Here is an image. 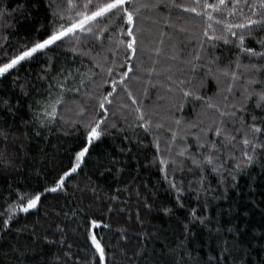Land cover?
<instances>
[{
  "label": "snow or ice",
  "instance_id": "1",
  "mask_svg": "<svg viewBox=\"0 0 264 264\" xmlns=\"http://www.w3.org/2000/svg\"><path fill=\"white\" fill-rule=\"evenodd\" d=\"M25 6L18 5L17 9L12 11ZM49 8L52 20L46 25H41L37 30L38 34L28 44L13 50L11 56L5 54L3 62L0 63V77H5L10 71L18 70L24 63L35 61L37 56L44 54V62L40 64L34 80L30 76L20 75L12 79V88L19 87L18 95H22L26 101L30 100L27 104L29 119L27 121L21 119L20 123L30 127L37 137L40 136V131L50 130V126L59 115L57 106L63 107L67 103L64 99L66 92L95 100L96 106L90 114L88 107L79 104L77 119L64 121L83 128L84 146L69 158L70 166H62L57 178H54L49 186L39 185L38 190L21 191L20 189L26 187L21 185L9 195L8 199L11 203L6 202V208L0 212V232H12V224L16 223L18 214L39 209L46 194L62 192L66 194L67 199L69 180L73 179L81 169L90 148L101 136L108 134L109 129L129 141L131 137L123 133L130 128L142 129L152 136L150 143L155 150L152 163L158 165L161 182L167 185L166 191L175 193L177 210L184 208L182 197L185 194H195L198 202L203 197L206 202L201 207L207 210L209 206L207 201L212 197V193L221 188L226 190L228 187H237L239 174L251 171L250 166H258L264 171V37L257 40L259 51L245 46L246 36L253 37L254 34L259 36L264 32V0H252L251 3L248 0H211V2L192 0L191 4L177 3V0H151L143 3L141 0H63L62 4L55 6L50 2ZM148 8L164 11L169 15L172 10L178 9L215 21L222 29L217 35L211 23L203 28L195 55L184 60V64L188 65L193 73L192 78L177 77L174 80L173 66L169 65L166 69L169 72L166 87L171 100L167 115L163 119L159 112L142 106L128 86L133 72L131 57L136 56L138 40L142 37V30L137 26V20L141 18V10ZM9 14L7 8L0 7V18ZM232 17H236L238 22L229 23L228 19ZM163 22L165 25L168 24L167 19ZM8 40L9 36L0 35V52H3ZM205 40L213 47L217 40H223L225 44H236L238 52L233 58L221 63L220 56L208 55L205 50ZM60 45H66L73 53L88 58L89 63L85 64L81 59L80 65L74 69L59 66L57 61L60 59L58 47ZM97 46L105 51L102 62L98 60L100 53L96 52ZM121 50L124 51L123 63L117 64ZM152 51L159 55L161 48L155 47ZM48 52H52L53 55H46ZM177 55H173L172 59L175 60ZM201 60L206 61L203 65L205 72L200 78L199 88H196L193 87L192 79L197 69L201 67ZM152 63L154 67L148 69L149 72L156 71L157 61L153 60ZM96 68L100 71L93 70ZM104 72L107 75L103 76L100 84H96V79L101 78ZM77 77H80L78 86L70 87L71 82ZM38 83L46 84V87L41 90L37 87ZM118 84L132 101L134 111L131 116L134 123L129 122V114L126 111L128 105H122L109 113ZM206 84L215 87L216 91L212 96L203 94ZM88 85L93 86L92 91L88 90ZM104 85H108L110 90L105 92ZM54 90L59 92V96L55 99L52 98ZM44 93L47 94L46 97ZM72 103L76 104V101ZM188 104L201 105L199 111L193 107L195 114L190 119H186L183 115ZM20 106L21 100L12 103L10 95L8 99L0 97V111L6 116L15 118ZM209 113L211 115H208ZM110 118L113 122L108 124ZM167 121H170V126L165 128ZM9 127L18 126L13 123ZM161 130L166 131L168 135H161ZM20 139L27 140V134L20 132L10 139L6 131L0 130V164L5 167L14 166L10 149L22 151L25 145L17 143ZM137 142L143 143L140 140ZM107 163L114 166L119 162L113 157ZM104 165L105 161L100 160L101 176L104 175ZM187 176H192V179L186 180ZM210 177L216 181L215 188ZM70 187L72 194L91 192V201L81 210L87 215L86 223L92 227L102 225L104 212H112L114 209L111 202H118L120 199L118 194L104 197L97 195L103 193L104 189L94 183L90 177L83 187L79 183ZM141 187L144 188L145 195H141L140 190L136 189L139 200L137 218L140 216L141 207L149 214L154 211L172 213L173 208L167 206L161 208L156 204L154 191L149 192L145 185ZM121 190L128 191V188L124 186ZM108 191L111 192V189ZM13 195L16 197L14 200H12ZM102 205L107 207L101 208ZM97 210H99V219L95 218ZM198 210L193 208L189 216L200 220L201 223H207L210 234L215 232L223 236L225 228L219 221H216V227L213 229L210 218L196 215ZM53 213L55 217H59L63 214V208L59 211L53 209ZM44 216L47 220L48 213L46 212ZM61 223H57L53 218L46 224H41L37 219L31 224L19 225L15 229L16 238L7 244L0 241V248L7 247V255L15 258L16 264H21V258L27 264H117L115 251L109 259L105 246L97 239L94 232L89 237L93 246L92 257L86 262L82 260L79 254L72 252L71 245H68L67 232L61 227ZM184 230L186 233L189 231L187 224ZM243 230L240 225L228 227L227 233L233 239L231 242L226 239L219 242V254L215 257V264H252L248 257L253 249H244L239 242ZM45 244L57 246L60 254L45 253L43 250ZM259 247L264 249V244ZM185 248V242L179 241L177 249L167 251L171 254L175 251L183 252ZM121 252L127 256L126 252L123 250ZM260 264H264V259H261Z\"/></svg>",
  "mask_w": 264,
  "mask_h": 264
},
{
  "label": "trees",
  "instance_id": "2",
  "mask_svg": "<svg viewBox=\"0 0 264 264\" xmlns=\"http://www.w3.org/2000/svg\"><path fill=\"white\" fill-rule=\"evenodd\" d=\"M53 5L62 4L63 0H0V7L7 8L9 15L0 18V35L9 36L6 42L7 46L3 52H0V63L3 62V56H11L13 50L19 46L28 44L37 34L41 25H46L52 20L49 3ZM141 2H151V0H141ZM211 2V0H210ZM249 3L252 0H248ZM177 3L191 4L192 0H177ZM26 5L22 9H17L18 5ZM247 12V10H245ZM227 15V14H225ZM168 24H164V20ZM229 23H237L236 17L228 19ZM209 23L212 24L219 35L222 31L221 26L215 21H210L203 17H197L195 14L185 13L178 9L172 10L169 15L167 12L148 8L141 10V18L137 20V26L142 30V37L139 38L138 52L135 57H131L133 63L132 78L128 81V86L133 96L141 102L142 106L160 113L163 119L167 115L171 96L168 92L166 71L169 65H172V75L175 80L192 78L188 65L184 60L190 59L195 55V49L198 46L199 39L202 38V30ZM6 29V30H5ZM238 32L240 30H237ZM163 33V35H161ZM210 35L212 34L210 30ZM264 37V32L259 36L245 38V46L255 48L259 51L257 40ZM160 41H163L160 43ZM205 50L209 56L218 55L221 57V63L233 58L238 52V45L225 44L223 40L214 42V47L209 46L205 40ZM59 57L57 61L59 66L76 68L80 65L81 59L85 64L89 63L88 58L82 57L79 53H73L66 45H60ZM160 47L161 53L157 55L152 51L153 48ZM99 52V61H103L105 51L99 46L96 48ZM178 54L175 60L173 55ZM231 54V55H230ZM46 55H53L48 52ZM95 55V53H93ZM124 51L121 50L117 64H122ZM44 54L36 57L35 61L24 63L18 70L10 71L9 75L0 77V97L8 99L12 97V103L21 100V106L15 118L6 116L0 111V130L8 133L9 138L13 139L20 132L26 133L27 140L20 139L17 143L25 145L22 151L10 149L13 167H5L0 164V212L6 208V202L11 203L9 195L19 189L21 185L26 187L21 191L38 190L39 185L49 186L62 166H70L69 158L73 157L76 151L84 146V130L79 125L64 123L65 120H76L78 112L77 105L84 104L89 108L91 114L96 106V101L88 97L76 96L71 92L64 93V99L67 103L63 106H57L59 115L49 129L40 131L37 137L30 127H25L20 123L21 119H29L27 104L30 102L23 99L19 87L12 88V79L17 75L30 76L35 78L39 71L40 64L44 62ZM156 60V71L149 72L148 69L154 67L152 61ZM205 60H201V67L197 69L192 79L193 87L199 88L200 78L204 76L203 67ZM245 62H247L245 57ZM91 67V65H89ZM100 71L99 68L93 69ZM96 79L95 83L100 84L103 76ZM80 77L71 82L70 87L78 86ZM37 87L43 90L46 84H37ZM147 89V92H145ZM88 90L92 91L93 86L88 85ZM105 92L110 90L108 85H104ZM216 89L214 86L205 85L203 92L206 96H212ZM46 97V93H44ZM239 93L237 92V96ZM59 96V92L53 91V99ZM113 105L109 107V113L119 109L122 105H128L126 110L129 114L130 123H134L131 116L134 107L126 91L118 84L117 93L113 96ZM76 101V104L72 102ZM87 102V103H86ZM196 111L201 109L200 104L195 106L188 104L183 113L186 119H190ZM208 115H211L209 113ZM119 117V112L117 113ZM61 117L64 119L62 120ZM113 120L110 118L108 124ZM16 123L18 127L9 126ZM107 126V125H105ZM170 126V121L165 122V128ZM131 137V140H124L122 135L116 134L109 129V133L99 138L86 154L84 162L78 173L69 180V191L67 199L65 193H49L43 197L42 206L39 209L30 210V213L20 212L16 218V223L12 224V232H0V241L7 244L16 238L15 229L22 224H31L39 219L41 224L48 223L55 218L57 223L67 232V243L71 245L72 252L80 255L85 262L92 257L93 246L91 245L90 235L94 232L97 239L105 246L109 259L115 251L117 264H215V257L219 254L218 244L222 239L229 242L232 236L227 233L229 226L240 225L242 234L239 242L242 248L253 249L248 259L252 264H260L264 259V249L259 246L264 244V171L258 166H250L251 171L239 174L237 187H228L226 190L221 188L212 193L208 203L207 210L201 205L205 203L203 197L197 201L195 194H185L182 199L184 208L177 210L175 205V193L166 191L167 185L161 182V174L158 171V165L152 163L155 155L154 146L150 143L152 136L145 133L142 129H128L123 133ZM161 135H168L161 130ZM143 141L138 143L137 141ZM119 162L114 166L107 163L111 158ZM104 160V175L101 176L102 169L99 167V161ZM110 169V171L108 170ZM99 184L104 189L103 193L97 195L104 197L108 195H119V201H112V212H104L103 223L100 226L92 227L86 223L87 215L81 208L87 205L91 199L90 191L85 193L72 194L73 184L79 183L83 187L88 182V178ZM186 180H191L192 176H187ZM213 188L216 187L215 179L210 177ZM145 185L149 192H155L156 204L162 207L173 208L172 213L165 214L162 211L146 213L141 207L139 218H137V208L139 200L136 196V189L140 190L141 195H145ZM127 186L128 191L121 189ZM111 189V192L108 190ZM82 197V199H81ZM16 199L13 195L12 200ZM101 208L107 205L100 206ZM63 208V214L55 217L53 209L59 211ZM193 208H198L196 212L198 217H207L212 221L211 227H216L218 220L220 225L225 228L223 236L215 232L209 233V225L201 223L198 219H192L189 216ZM48 213V219L44 214ZM74 213V215H73ZM247 213V215H244ZM97 219L100 218L97 210ZM143 221V223H141ZM185 224L189 231L184 230ZM58 231V230H57ZM126 237V238H124ZM59 239V237H57ZM179 241H184L186 248L183 252L175 251L171 254L168 249H177ZM45 253L52 252L60 254L57 246H43ZM127 253L124 256L121 252ZM7 247L0 248V264H16L15 258L7 255ZM21 264H27L21 258Z\"/></svg>",
  "mask_w": 264,
  "mask_h": 264
}]
</instances>
